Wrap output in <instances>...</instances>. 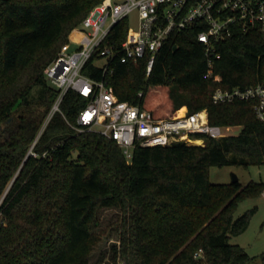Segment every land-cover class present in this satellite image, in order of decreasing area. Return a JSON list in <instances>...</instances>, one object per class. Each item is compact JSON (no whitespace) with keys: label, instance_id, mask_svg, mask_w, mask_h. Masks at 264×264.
I'll list each match as a JSON object with an SVG mask.
<instances>
[{"label":"trees","instance_id":"16d2710c","mask_svg":"<svg viewBox=\"0 0 264 264\" xmlns=\"http://www.w3.org/2000/svg\"><path fill=\"white\" fill-rule=\"evenodd\" d=\"M100 1L0 0V264H89L108 229H93L106 207L120 211L115 264H202L203 257L205 264H243L251 256L230 237L246 229L254 208L234 212L241 200L261 194L264 182L213 183L209 166L263 163L264 121L249 101L213 102L212 92L264 83V35L236 28L223 39L213 66L219 80L202 75L195 27L173 33L148 74L146 58L115 56L104 76L120 99L154 117L185 104L188 111L205 108L211 123L239 126L218 138L196 135L203 144H136L128 161L113 139L73 129L87 101L74 89L39 132L57 94L44 68ZM126 29L123 19L110 30L113 47ZM82 72L103 76L93 57ZM34 139L36 156L28 153Z\"/></svg>","mask_w":264,"mask_h":264},{"label":"built area","instance_id":"2783aa9c","mask_svg":"<svg viewBox=\"0 0 264 264\" xmlns=\"http://www.w3.org/2000/svg\"><path fill=\"white\" fill-rule=\"evenodd\" d=\"M123 19L127 20L125 37L113 47L108 34ZM192 27L197 28L196 37L204 47L203 77L219 80L213 71L214 61L220 55L219 43L236 28H257L264 35V0H101L69 31L67 40L44 68L46 78L57 87V94L39 132L52 114L60 111L65 92L74 89L87 101L71 123L73 129L95 131L113 139L128 161L136 144L167 145L176 140L187 143L200 140L203 144V138L196 135L216 138L228 135L232 125L211 123L205 108L188 111L185 107L180 115L175 114L176 108L170 116L154 117L150 110L120 99L104 76L115 56L121 61L146 58L148 74L165 41L173 33ZM92 57L96 63L105 58L104 63H97L102 68L101 78L82 72ZM212 100L249 101L256 118L264 121L263 82L232 88L217 85ZM35 141L28 149L33 156L37 155L33 150ZM45 154L46 151L42 153Z\"/></svg>","mask_w":264,"mask_h":264},{"label":"rangeland","instance_id":"374dc122","mask_svg":"<svg viewBox=\"0 0 264 264\" xmlns=\"http://www.w3.org/2000/svg\"><path fill=\"white\" fill-rule=\"evenodd\" d=\"M104 62V57L97 60V63ZM182 110L184 108H177L175 113H181ZM238 130V125H232L228 134H235ZM188 143L192 142L189 141ZM233 175H236L242 184L250 180L264 182V162L259 165L230 163L209 166V180L213 183L230 182ZM252 207L254 210L246 229L232 235L230 241L243 246L249 256H251L243 264H264V191L257 196H248L241 200L236 207L234 215L237 216ZM119 213L120 211L116 207H106L101 210L99 222L93 229L98 230L104 226H107L108 229L92 251L89 264H115L111 258V245L118 242V227L115 224V220ZM201 263L205 264V257L202 258ZM118 264H124V261L118 260Z\"/></svg>","mask_w":264,"mask_h":264},{"label":"bare ground","instance_id":"6f19581e","mask_svg":"<svg viewBox=\"0 0 264 264\" xmlns=\"http://www.w3.org/2000/svg\"><path fill=\"white\" fill-rule=\"evenodd\" d=\"M183 111H184V110H182L181 113H175V114H176V115H180V114L183 113ZM190 142H192V143H200V140H190Z\"/></svg>","mask_w":264,"mask_h":264},{"label":"water","instance_id":"95a60500","mask_svg":"<svg viewBox=\"0 0 264 264\" xmlns=\"http://www.w3.org/2000/svg\"><path fill=\"white\" fill-rule=\"evenodd\" d=\"M175 47H176V45L173 46V48H175ZM235 180H238V178H237L236 175H233V177H232V181H235Z\"/></svg>","mask_w":264,"mask_h":264},{"label":"crops","instance_id":"0c3cea01","mask_svg":"<svg viewBox=\"0 0 264 264\" xmlns=\"http://www.w3.org/2000/svg\"><path fill=\"white\" fill-rule=\"evenodd\" d=\"M185 107H187L185 104H183ZM179 108V107H178Z\"/></svg>","mask_w":264,"mask_h":264}]
</instances>
